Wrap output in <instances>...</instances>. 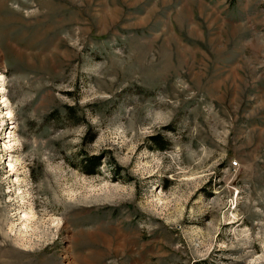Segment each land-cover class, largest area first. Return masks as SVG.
Returning a JSON list of instances; mask_svg holds the SVG:
<instances>
[{"label": "rangeland", "instance_id": "rangeland-1", "mask_svg": "<svg viewBox=\"0 0 264 264\" xmlns=\"http://www.w3.org/2000/svg\"><path fill=\"white\" fill-rule=\"evenodd\" d=\"M0 264H264V0H0Z\"/></svg>", "mask_w": 264, "mask_h": 264}, {"label": "trees", "instance_id": "trees-1", "mask_svg": "<svg viewBox=\"0 0 264 264\" xmlns=\"http://www.w3.org/2000/svg\"><path fill=\"white\" fill-rule=\"evenodd\" d=\"M86 172L93 173V172H95V169H86Z\"/></svg>", "mask_w": 264, "mask_h": 264}]
</instances>
